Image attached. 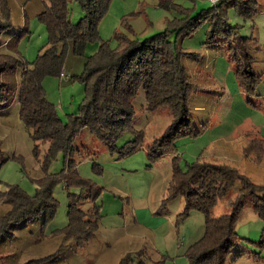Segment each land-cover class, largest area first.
I'll list each match as a JSON object with an SVG mask.
<instances>
[{"label":"rangeland","instance_id":"1","mask_svg":"<svg viewBox=\"0 0 264 264\" xmlns=\"http://www.w3.org/2000/svg\"><path fill=\"white\" fill-rule=\"evenodd\" d=\"M44 1L5 0L12 25L0 34V53L20 57L27 63L36 58L47 42L45 25L38 19ZM173 1L195 13L212 5L209 0ZM256 1L258 12L252 17L239 15L233 8L226 13L239 37H246L243 48L253 58V69L261 73L254 92L245 94L242 91L234 62L223 54L219 45L207 47L203 44L208 22L190 36L179 38L175 42L177 50L197 54L196 57L183 55L181 62L191 82L198 85V90L190 96L189 108L192 128L200 133L177 138L173 150L151 162L147 144L165 131L171 123V115L167 108L145 109L144 92L140 87L132 99V128L141 130L144 135L140 148L119 157L90 130L82 129L73 140L74 147L79 150L75 153L82 155L76 163V172L92 189L96 186L98 194L86 191L88 185L81 187L72 183L65 187L64 180L57 181L52 187L57 201L52 218L43 225L41 218L12 224L9 234L0 238V264H23L28 259L53 254L60 245L61 236L52 231L67 224L69 193L82 192L91 194L81 202L83 210L99 206L100 218L93 237L83 245L68 246L57 257L41 264H117L127 254L133 264H152L159 256H164L166 264H189L185 252L202 237L204 215L192 209L187 216L180 217L183 198L165 200L173 158L177 156L183 168L196 160L228 164L254 183L264 184V0ZM68 6L69 19L76 22L83 15L81 7L76 0H69ZM175 17L179 14L160 7L158 0H110L98 24V38L87 43L82 55L73 54L69 43L62 73L43 79L46 97L55 105L59 116L65 121L69 114L77 112L85 93L83 83L76 76L102 41L117 48L118 36L145 39L165 30ZM24 27L15 47L6 46ZM170 39L174 42L175 35ZM21 69L17 67L2 78L11 88L13 98L8 107L0 108V149L6 158L0 167V192L9 185H18L32 195L38 179L59 172L64 164L62 152H57L48 166L43 167L48 143L36 142L39 150L34 153L35 142L19 116L17 93ZM132 139L133 133L127 129L116 144L122 146ZM222 206L219 203L213 213L217 215L226 210ZM8 209L9 205L0 197V215ZM235 228L244 239L233 249L226 264H264V259L255 260L250 252L260 250L264 257V243L263 246L257 244L264 232V219L257 216L249 201ZM238 250L245 254L231 261Z\"/></svg>","mask_w":264,"mask_h":264},{"label":"trees","instance_id":"2","mask_svg":"<svg viewBox=\"0 0 264 264\" xmlns=\"http://www.w3.org/2000/svg\"><path fill=\"white\" fill-rule=\"evenodd\" d=\"M76 1L83 12L76 22L69 19V0L44 1L38 19L45 25L47 42L32 62L0 53V108L8 107L13 98L11 88L2 78L17 67L22 68L17 93L19 116L35 142L34 153L37 154L39 150L36 142L48 143L43 167L48 166L57 152H62L64 164L59 172L38 179L32 195L18 185H9L0 192L3 202L9 205V209L0 215V238L9 234L8 229L12 224L41 218L43 225L50 220L57 206L52 187L59 180H64L65 187L72 183L81 187L88 185L90 187L86 191L98 194L99 189L96 186L92 189L76 172V163L82 155L75 153L79 150L74 147L73 140L86 128L119 157L137 151L144 135L141 130L132 128V99L140 87L144 92L145 109L154 111L167 108L171 115V123L165 131L147 144V156L151 162L173 150L177 138L200 133L192 128L189 108L190 96L198 90V85L191 82L181 62L183 55L196 57L197 54L177 50L175 42L193 34L203 23L208 22L209 26L203 44L207 47L219 45L223 54L234 62V70L245 94H252L261 80V73L253 69L252 56L243 48L246 37H239L236 26L228 22L226 14L229 8H233L239 15L252 17L258 12L256 0H218L196 13L173 0H158L160 7L176 11L179 17L170 21L165 30L145 39L118 36L120 44L117 48H111L102 41L98 50L86 58L83 71L76 76L83 83L85 94L77 112L69 114L68 120L64 121L55 105L47 99L43 79L62 73L69 43L73 54L82 55L87 43L98 38V24L110 2ZM11 25L6 2L0 0V34ZM25 29L13 36L6 46L15 47ZM172 34L175 35L174 42L170 39ZM127 129L132 131L133 139L117 146V139ZM5 161L0 149V167ZM90 195L84 192L78 195L69 193L67 224L52 231L61 236L58 249L53 254L28 259L23 264H41L57 257L68 246L83 245L93 237L100 218L99 206L93 205L87 210L80 207L81 202ZM175 197L184 200L180 217L187 216L192 209L204 215L202 237L185 252L189 264H226L233 249L244 239L238 235L235 224L246 202L249 201L257 216L264 219V184L254 183L228 164L196 160L183 168L175 156L165 200ZM219 203L226 210L215 215L213 210ZM263 243L264 232L257 241L259 246H263ZM250 252L255 260L264 259L260 250ZM244 254V251L238 250L231 261ZM165 262L164 256H159L152 264ZM117 264H133V259L127 254Z\"/></svg>","mask_w":264,"mask_h":264},{"label":"built area","instance_id":"3","mask_svg":"<svg viewBox=\"0 0 264 264\" xmlns=\"http://www.w3.org/2000/svg\"><path fill=\"white\" fill-rule=\"evenodd\" d=\"M212 4H215L218 0H209Z\"/></svg>","mask_w":264,"mask_h":264}]
</instances>
